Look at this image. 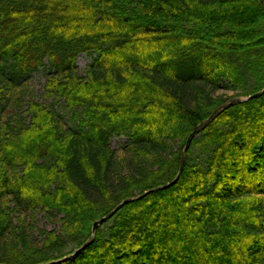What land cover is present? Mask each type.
Listing matches in <instances>:
<instances>
[{
    "label": "trees",
    "instance_id": "trees-1",
    "mask_svg": "<svg viewBox=\"0 0 264 264\" xmlns=\"http://www.w3.org/2000/svg\"><path fill=\"white\" fill-rule=\"evenodd\" d=\"M40 69L78 129L33 101L4 123ZM263 89L262 0H0V264L74 254L124 200L175 180L218 107ZM38 212L62 216L60 232L39 231ZM59 264H264V95L223 112L176 184L122 207Z\"/></svg>",
    "mask_w": 264,
    "mask_h": 264
},
{
    "label": "rangeland",
    "instance_id": "rangeland-1",
    "mask_svg": "<svg viewBox=\"0 0 264 264\" xmlns=\"http://www.w3.org/2000/svg\"><path fill=\"white\" fill-rule=\"evenodd\" d=\"M93 58L88 55H81L77 60L78 75L85 77L88 66L92 63ZM47 67H49L46 61ZM46 84H47V71L40 69L33 74L29 80L26 92L25 100L23 101V107L21 109H10L4 114V123L14 122L16 120H25L29 118L27 110L31 101L35 103H41L45 107L54 110L56 114L60 116V122L64 130L78 129L79 122L74 121L73 113L66 108V104L63 100H57L54 98H47L46 96ZM128 143L126 137L115 136L112 138L110 145L116 152L121 150ZM207 154L197 151L194 159L196 162L202 163L205 161ZM15 217V216H14ZM37 227L39 231H54L60 232L62 216H47L45 213H37ZM75 249V248H74Z\"/></svg>",
    "mask_w": 264,
    "mask_h": 264
},
{
    "label": "water",
    "instance_id": "water-1",
    "mask_svg": "<svg viewBox=\"0 0 264 264\" xmlns=\"http://www.w3.org/2000/svg\"><path fill=\"white\" fill-rule=\"evenodd\" d=\"M262 1H263V5H264V0H262ZM263 95H264V89L262 91L256 93V94H254V95H251L250 97H235V98H232V99L226 101L220 107H218L211 114V116L208 119H206L204 122H202L198 127H196V129L187 138L184 150L182 152L179 173H178V175L176 176V178H175V180L173 182L167 184L166 186H164L162 188L148 191L143 196H140L139 198H136V199L135 198H130V199L124 200L113 211H111L109 214H107L103 218L97 220L93 224L92 234H91L89 240L81 248L77 249L74 254H71V255H69L67 257H64L61 260L53 261V262L48 263V264H59V263L65 262L67 260L74 259L75 257L79 256L88 246H90L94 242L95 234H96L97 230L100 229L105 223L110 221L122 207H124L125 205H127L130 202H133V201L138 200V199H140V198H142L144 196H147L148 194H150V193H152V192H154L156 190L166 189V188H169V187L173 186L174 184H176V182L179 180V178H180V176H181V174L183 172L184 164H185V161H186V158H187V154H188V151H189V149L191 147L192 142L198 136H200V134L208 126H210L223 112H225L229 108H231L233 106H236V105H239V104H242V103H245V102H249V101L254 100V99H258V98L262 97Z\"/></svg>",
    "mask_w": 264,
    "mask_h": 264
}]
</instances>
